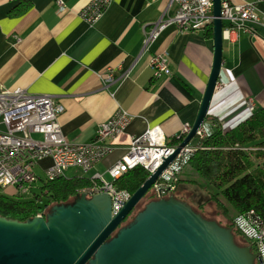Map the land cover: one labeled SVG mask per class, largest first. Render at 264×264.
Instances as JSON below:
<instances>
[{"label": "crops", "instance_id": "1", "mask_svg": "<svg viewBox=\"0 0 264 264\" xmlns=\"http://www.w3.org/2000/svg\"><path fill=\"white\" fill-rule=\"evenodd\" d=\"M62 1L63 11L58 0H0V93L22 89L53 97L65 108L58 122L73 144L91 142L100 124L120 109L128 112L131 123L113 142L116 149L110 156L90 173L68 170L70 178L92 182L100 174L111 181L109 170L133 139L159 126L171 142L185 125L193 126L212 73L213 36L170 27L146 47V31L164 15L174 16L177 5L172 0H114L93 27L80 17L92 0ZM227 1L241 6L248 0ZM258 11L262 24L247 23L254 34L224 30L221 88L203 124L207 134L217 124H240L249 115L250 99L257 110L264 109V4ZM156 55L168 57L170 77L154 78L150 60ZM111 70L113 84L106 82ZM51 165L50 159L43 160L36 169L38 177L43 179ZM42 182L34 194L41 191Z\"/></svg>", "mask_w": 264, "mask_h": 264}, {"label": "built area", "instance_id": "2", "mask_svg": "<svg viewBox=\"0 0 264 264\" xmlns=\"http://www.w3.org/2000/svg\"><path fill=\"white\" fill-rule=\"evenodd\" d=\"M113 1L92 0L82 9L80 17L87 25L93 27L100 22ZM172 4L177 5L174 16L164 15L146 31V47L155 43L170 27L188 32L213 26V0H172ZM260 4H264V0L247 1L241 6L231 5L227 0H223L224 30L228 33L242 31L254 34L247 27V23L262 24L258 11ZM58 6L62 11L65 9L62 0H58ZM150 68L155 79L172 75L166 55L153 56ZM106 82H116L112 70ZM219 86L221 88V85H217L216 90ZM255 109L254 102L248 100V114H253ZM64 111L63 105L51 96L32 95L22 89L0 93V190L15 187L20 197L32 198L38 183L44 179L53 182L67 178L66 173L71 168H79L84 173L92 172L115 151L113 142L126 133L132 120L128 112L120 109L110 120L99 125L91 142L73 144L66 140L58 122ZM223 129L227 131L232 128L226 126ZM191 130L190 124L185 125L181 135L174 140L176 143H173L174 141L170 142L165 137L161 127L149 129L142 136L133 139L124 156L109 170L111 181H105L100 174H96L92 178L93 185L79 190L78 195L84 193L88 198L99 194L109 195L112 200V216H117L133 194L118 190L115 182L137 167L146 169L150 174L154 173L162 164L163 158L171 156ZM207 135L202 125L195 139L162 174L152 188L158 199L168 197L176 191L184 168L194 153L201 148ZM195 140L196 144L193 143ZM45 159H50L52 165L46 169L41 179L36 174V169ZM236 226L246 238L257 241L256 247L264 264V232L256 231L245 219H237Z\"/></svg>", "mask_w": 264, "mask_h": 264}, {"label": "water", "instance_id": "3", "mask_svg": "<svg viewBox=\"0 0 264 264\" xmlns=\"http://www.w3.org/2000/svg\"><path fill=\"white\" fill-rule=\"evenodd\" d=\"M222 1L213 0L212 73L192 130L175 152L115 217L109 195L84 193L46 217L24 223L0 217V264H263L252 246L236 244L232 228L205 219L174 195L150 202L122 227L206 120L223 65Z\"/></svg>", "mask_w": 264, "mask_h": 264}, {"label": "trees", "instance_id": "4", "mask_svg": "<svg viewBox=\"0 0 264 264\" xmlns=\"http://www.w3.org/2000/svg\"><path fill=\"white\" fill-rule=\"evenodd\" d=\"M204 31L207 36H213V26ZM149 176L146 169L137 167L117 180L115 186L118 190L134 194ZM195 176L201 181L194 179ZM91 185L92 182L85 177L62 178L43 183L41 191L30 199H12L0 190V217L22 223L39 214L46 217L54 206L73 204L78 191ZM186 190L202 191L209 201L216 204L230 222L229 226L223 227L233 229L235 241L236 236L244 238L242 232L233 225L239 218L248 221L256 231L264 232V109H255L253 114L231 130L225 131L222 126L216 125L214 132L207 135L201 148L184 168L172 195L190 203L192 193H184ZM178 193L183 194V197ZM156 200L158 198L153 196L152 201ZM205 205L199 204L198 208L193 209L209 220L202 212ZM246 241L258 253L257 241ZM236 244L242 247L237 241Z\"/></svg>", "mask_w": 264, "mask_h": 264}, {"label": "rangeland", "instance_id": "5", "mask_svg": "<svg viewBox=\"0 0 264 264\" xmlns=\"http://www.w3.org/2000/svg\"><path fill=\"white\" fill-rule=\"evenodd\" d=\"M193 143H194V141H193ZM79 171L81 172L82 175L84 174L81 169H79ZM71 174H73V173L72 172L70 173V171H68L66 173V175H68L69 178L71 177ZM193 178L198 180V181H201V179L198 176H195ZM43 183L47 184L46 179L43 180ZM1 193L5 196L9 197V198H12V199H18L20 197L18 190L15 187H8L5 189H2ZM184 193H192V197L189 199L190 203H188L190 206H192V208L196 209L199 207V204L200 205L206 204L205 206H203L202 212L204 213V215L209 220H215L216 222H219L222 226H229L230 225V222L227 220L226 216L224 214H222V212L217 208V206L214 202L209 201L208 196L204 192L197 191V190L196 191L186 190V191H184ZM26 196H29V195H26ZM153 196L157 197L153 191L149 192L147 194V196H145V198L138 205V207L128 216L127 220L124 223L125 226H122V227H126V226L130 225L134 221L135 217L146 207L147 204H149V202L152 201ZM179 196L183 197V194H179ZM30 197H32V196H30ZM25 199H30V198H25ZM233 225L235 226L236 229L240 230L235 225V222L233 223ZM243 236L245 239L240 235L236 236V241L238 242V244L241 245L242 247L250 246L247 244V241H246L248 238H246L244 234H243Z\"/></svg>", "mask_w": 264, "mask_h": 264}, {"label": "flooded vegetation", "instance_id": "6", "mask_svg": "<svg viewBox=\"0 0 264 264\" xmlns=\"http://www.w3.org/2000/svg\"><path fill=\"white\" fill-rule=\"evenodd\" d=\"M126 220H127V219H126ZM126 220H125V221H126ZM125 221H124V223H125ZM124 223H123V224H124ZM123 224H122V226H123Z\"/></svg>", "mask_w": 264, "mask_h": 264}]
</instances>
